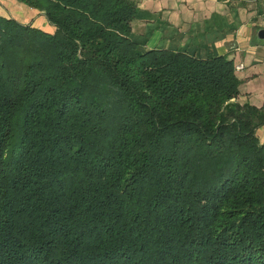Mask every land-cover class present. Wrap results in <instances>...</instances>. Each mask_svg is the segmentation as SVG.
Returning a JSON list of instances; mask_svg holds the SVG:
<instances>
[{
	"label": "trees",
	"instance_id": "1",
	"mask_svg": "<svg viewBox=\"0 0 264 264\" xmlns=\"http://www.w3.org/2000/svg\"><path fill=\"white\" fill-rule=\"evenodd\" d=\"M0 15V264H264V108L225 55L130 36L135 0Z\"/></svg>",
	"mask_w": 264,
	"mask_h": 264
},
{
	"label": "crops",
	"instance_id": "2",
	"mask_svg": "<svg viewBox=\"0 0 264 264\" xmlns=\"http://www.w3.org/2000/svg\"><path fill=\"white\" fill-rule=\"evenodd\" d=\"M130 36L141 52L152 48L195 57L225 55L239 79V103L264 108V0H135ZM0 15L53 30L43 11L23 0H0ZM256 134L264 141V126Z\"/></svg>",
	"mask_w": 264,
	"mask_h": 264
},
{
	"label": "water",
	"instance_id": "3",
	"mask_svg": "<svg viewBox=\"0 0 264 264\" xmlns=\"http://www.w3.org/2000/svg\"><path fill=\"white\" fill-rule=\"evenodd\" d=\"M257 37L258 39H262V40L264 39V29L258 31Z\"/></svg>",
	"mask_w": 264,
	"mask_h": 264
},
{
	"label": "built area",
	"instance_id": "4",
	"mask_svg": "<svg viewBox=\"0 0 264 264\" xmlns=\"http://www.w3.org/2000/svg\"><path fill=\"white\" fill-rule=\"evenodd\" d=\"M244 65L242 63H239L235 66V70H241L243 69Z\"/></svg>",
	"mask_w": 264,
	"mask_h": 264
},
{
	"label": "rangeland",
	"instance_id": "5",
	"mask_svg": "<svg viewBox=\"0 0 264 264\" xmlns=\"http://www.w3.org/2000/svg\"><path fill=\"white\" fill-rule=\"evenodd\" d=\"M43 29H45V28H43Z\"/></svg>",
	"mask_w": 264,
	"mask_h": 264
}]
</instances>
